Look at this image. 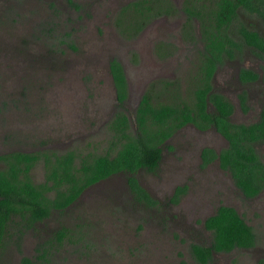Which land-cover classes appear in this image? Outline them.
<instances>
[{
  "label": "rangeland",
  "instance_id": "rangeland-1",
  "mask_svg": "<svg viewBox=\"0 0 264 264\" xmlns=\"http://www.w3.org/2000/svg\"><path fill=\"white\" fill-rule=\"evenodd\" d=\"M71 1L74 4L0 0V153L113 151L120 136L113 117L122 111L132 129V113L143 93L150 91L153 102L191 99L201 41L196 34L193 41L181 38L182 15L148 19L131 33L141 20L136 16L140 5L116 12L130 1ZM191 22L196 27V21ZM240 23L264 33L258 16L239 9L228 28L236 40ZM156 38L175 44L171 55H156ZM111 57L121 63L126 77L127 95L120 102L107 67ZM241 66L261 78L241 82L236 76ZM262 67L264 59L240 42L215 70L210 85L231 102V120L256 118L264 98ZM240 92L245 109L238 102ZM224 143L212 127L199 131L186 124L174 130L159 143L161 158L155 169L135 172L156 204L135 202L125 174H111L85 187L63 212H52L36 229L25 230L19 251L8 239L0 264H22L21 255L33 258L37 242L60 224L70 229L72 241L50 248L46 260L33 258L35 264H197L189 244L209 240L201 222L219 204L233 206L255 232L256 241L249 249L213 253L209 264H254L255 256L264 255V190L244 199L215 162L200 164L201 146L218 148ZM253 147L264 159V143ZM29 175L34 181L43 179L40 161ZM175 185H185V191L169 202Z\"/></svg>",
  "mask_w": 264,
  "mask_h": 264
},
{
  "label": "trees",
  "instance_id": "trees-1",
  "mask_svg": "<svg viewBox=\"0 0 264 264\" xmlns=\"http://www.w3.org/2000/svg\"><path fill=\"white\" fill-rule=\"evenodd\" d=\"M67 1L74 4L71 0ZM143 1L133 0L120 10L132 5L141 6ZM146 1L147 9H152V0ZM202 2L198 6L204 9L184 7L187 19L192 15L196 17L200 40L204 44L200 59L202 64L190 101L151 103L147 94L143 93L132 113V129L122 111H117L113 117L112 124L120 133L119 144L113 151L76 154L72 150L56 152L38 149L0 153V252L8 239L14 242L19 251L25 230L36 229L37 224L52 212H63L85 187L113 173L125 174L127 188L135 202L156 204V199L139 184L135 172L139 168L154 170L160 157L158 144L186 122L199 128L212 125L227 140V145L217 154L204 148L203 159L217 157L219 166L228 170L234 185L244 196H252L264 187V164L253 148L254 142H264V99L256 120L249 123L231 122L228 118L232 110L231 103L218 92L210 90L209 83L215 62L220 61L223 54L231 57L233 49L238 48L240 42L264 59V33L240 23L236 28L240 40H236L228 30L239 9L258 16L264 30V0ZM137 10L136 16L141 17V20L131 33L137 31L148 17L142 9ZM107 67L120 102L126 93L122 68L114 57L109 58ZM238 76L243 81L254 79L257 74L250 69L240 68ZM239 99L242 105L243 94L239 95ZM207 101L212 103V110H206ZM38 161L42 162L44 176L42 180L34 181L29 171ZM180 189L177 187L176 192ZM170 200H175L174 196ZM203 227L209 230V240L190 244V252L197 264H208L213 251H228L233 247H246L254 243L251 226L230 205H217L203 219ZM65 240L72 241V234L68 227L60 224L51 230L48 237L37 242L33 258L35 261L46 260L49 249ZM33 258L21 255L20 261L22 264H35Z\"/></svg>",
  "mask_w": 264,
  "mask_h": 264
},
{
  "label": "flooded vegetation",
  "instance_id": "flooded-vegetation-1",
  "mask_svg": "<svg viewBox=\"0 0 264 264\" xmlns=\"http://www.w3.org/2000/svg\"><path fill=\"white\" fill-rule=\"evenodd\" d=\"M130 2L131 1H133V0H129ZM135 1V0H134ZM202 0H179L178 2H174L173 0H152L151 2H150V4H152V9H147V7H146V4H147V1L145 0V1H143L142 2V5H141V7H140V9H142L146 14H148V17H147V20L148 19H153V18H155V17H169V16H175V15H182V20L180 21V24H179V26H178V29L180 30V36H181V38L182 37H185L187 40H192L193 41V39H195V38H193V35L194 34H196L197 35V39L198 40H200V36H201V33H200V28H199V25H198V21H197V19H196V17L194 16V15H192V16H190L189 17V19H187V12H186V10H184V7H189V8H201V7H199L198 6V4L201 2ZM129 3V2H128ZM202 4V3H201ZM205 6V5H204ZM121 9V7L120 8H118V10H116V12H118L119 10ZM201 9H204V7H202ZM155 13V14H154ZM116 14V13H115ZM114 18H115V16H114ZM115 20H117V19H115ZM146 20V21H147ZM191 20H195L196 21V27L194 26H192L191 25ZM145 21V22H146ZM194 28V29H193ZM201 41V40H200ZM152 47H154L153 48V50L155 51V53H156V55L158 56V57H166V56H169V55H171V51L174 49V47H175V44H172V43H170V42H168V41H164V40H162V39H159V38H156L154 41H153V44H152ZM203 49H204V44H203V41H201V49L197 52V55H198V57H199V61H198V65H196V69H197V72L199 73L200 72V69H199V66L202 64V62H201V58H202V51H203ZM228 59H230V57H226V56H224V54H223V56H221V59H220V61H216L215 62V67H214V70L212 71V73H211V75L209 76V83H210V81H211V79H212V77H213V75H214V72H215V70L223 63V62H225L226 60H228ZM117 60V59H116ZM118 61V60H117ZM119 62V61H118ZM119 64H120V66H121V68H122V72H123V76H124V80H125V84H126V77H125V73H124V71H123V67H122V65H121V63L119 62ZM240 68H246V69H250V68H247V67H239V68H237V70H236V76H237V78L241 81V82H244V83H247V82H250V81H254V80H256V79H258V78H261V75L260 74H258L257 72H255V70H252V69H250V70H252L253 72H255L256 74H257V76H256V78H254V79H250V80H241L240 78H239V76H238V71H239V69ZM110 78H111V75H110ZM111 82H112V85H113V89H114V93H115V96H116V92H115V86H114V84H113V80H112V78H111ZM210 87H211V85H210ZM210 90H213L212 89V87H211V89ZM213 91H215V90H213ZM126 93H125V97H126V95H127V88H126V91H125ZM215 92H217V91H215ZM149 93H150V91H149ZM148 92H146V94H147V96H148V99L150 100V102L151 103H156L155 101L153 102V101H151V97H150V95L151 94H149ZM219 93V92H218ZM220 95H222L221 93H219ZM243 94V96H244V99H243V102H242V105H241V103H240V99H239V95H242ZM223 96V95H222ZM124 97V98H125ZM141 97V96H140ZM140 97H139V99H140ZM191 97L193 98V96L191 95ZM224 97V96H223ZM226 100H228L226 97H224ZM116 99H117V96H116ZM139 99H138V101H139ZM264 99V98H263ZM263 99H262V101H263ZM173 100V99H172ZM171 100V102H176L175 100H173L172 101ZM191 99L189 98L188 99V101H190ZM238 102H239V105H240V108L241 109H245V95H244V93L243 92H240L239 94H238ZM123 101V100H122ZM137 101V102H138ZM177 101H179V100H177ZM229 101V100H228ZM261 101V102H262ZM230 102V101H229ZM231 103V102H230ZM137 104V103H136ZM232 105V104H231ZM136 106V105H135ZM260 106H261V103H260ZM260 106H259V109H258V112H257V116H258V113H259V110H260ZM205 108H206V110H212L213 109V105H212V103H210L209 101H207V103H206V106H205ZM231 113H232V110H231V112L228 114V118H229V120L231 121V122H235V123H249V122H251V121H249V122H240V121H233V120H231V118H230V115H231ZM257 116H256V118L254 119V120H256L257 119ZM254 120H252V121H254ZM186 124H190V125H192L195 129H197V130H199V131H201V130H203V129H207V128H210V127H212L223 139H224V145H222V146H220V147H218V148H212V147H210V146H201L200 148H199V150H198V155H199V159H200V164L201 165H207V164H209V163H212V162H215L216 163V166L219 168V169H221L222 171H224V172H226L227 173V175L230 177V180H231V182H232V185H233V187L234 188H236L237 190H238V192L241 194V196L244 198V199H250V198H254L256 195H258L262 190H264V187L263 188H261L260 190H258L257 191V193H255L254 195H252V196H249V197H246V196H244L243 195V193L234 185V183H233V180H232V178H231V176H230V174H229V172H228V170L227 169H225V168H222V167H220L219 166V161H218V159H217V157H213V158H211V159H206V160H204L203 159V157L205 156V155H203V150H204V148H209V149H211V150H213L216 154L219 152V150L221 149V148H223V147H225L226 145H227V140L212 126V125H208L207 127H204V128H199V127H197L196 125H194L193 123H191V122H186V123H184V124H182L181 126H179V127H177V128H175V130H177V129H179V128H181L182 126H184V125H186ZM174 131V130H173ZM172 131V132H173ZM171 132V133H172ZM169 136V135H168ZM167 136V137H168ZM166 137V138H167ZM254 143H256V142H254ZM253 143V144H254ZM261 143H264V142H261ZM159 145V144H158ZM160 147V146H159ZM254 148V147H253ZM38 150V149H37ZM23 151H35V150H23ZM49 151H51V150H49ZM53 151V150H52ZM57 152V151H56ZM259 157V156H258ZM161 157H159V159H160ZM260 158V157H259ZM262 161H263V164H264V159H262V157L260 158ZM159 161V160H158ZM42 163V162H41ZM157 164H158V162H157ZM157 166V165H156ZM140 169V168H139ZM138 170V169H137ZM136 170V171H137ZM114 174V173H113ZM177 187H179V188H182V189H180V190H178V192H176V188ZM185 191V185H175L174 187H173V189H172V192H171V196H169L168 197V199H169V202H176L177 201V199L179 198V196L181 195V194H183V192ZM176 193V194H175ZM172 196H174V198H175V200H170V197H172ZM227 205V204H226ZM231 206V205H230ZM215 209V208H214ZM213 212V211H212ZM211 212V213H212ZM210 214V213H209ZM209 214H207V215H209ZM206 215V216H207ZM205 216V217H206ZM241 216V215H240ZM204 217V218H205ZM203 218V219H204ZM203 219H202V226H203ZM244 219V218H243ZM246 222V221H245ZM248 224V223H247ZM204 228V227H203ZM205 229V228H204ZM252 229V228H251ZM205 230H207V229H205ZM209 231V230H208ZM253 231V230H252ZM254 232V231H253ZM254 243L253 244H251V245H249V246H246V247H233V248H231L230 250H228V251H231V250H233L234 248H238V249H249V248H252L253 246H255V241H256V236H255V232H254ZM191 243H202V242H197V241H195V242H191ZM190 243V244H191ZM190 244H189V252H190ZM228 251H217V252H228ZM213 253H216V252H211V256H212V254ZM190 255L192 256V254H191V252H190ZM192 258H193V256H192ZM194 259V258H193ZM260 260H261V264H264V255H260V256H255V261H254V264H259V262H260ZM194 261H195V259H194ZM210 261V260H209ZM196 262V261H195ZM209 264V263H208Z\"/></svg>",
  "mask_w": 264,
  "mask_h": 264
}]
</instances>
